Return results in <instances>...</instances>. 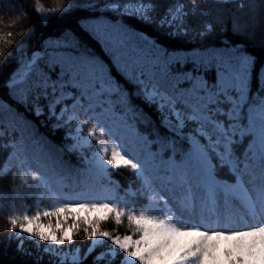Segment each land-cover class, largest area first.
Masks as SVG:
<instances>
[{
  "label": "trees",
  "instance_id": "trees-1",
  "mask_svg": "<svg viewBox=\"0 0 264 264\" xmlns=\"http://www.w3.org/2000/svg\"><path fill=\"white\" fill-rule=\"evenodd\" d=\"M124 1L39 0L37 4V0H5L0 3V166L18 149L16 143H11L16 131L7 126L14 121H30L35 130L25 127L23 131L28 137L38 139L42 145L60 147V157L68 165L67 169L56 165L60 171H78L85 165L83 158L92 154L95 141L92 148L75 147L77 122L66 120L69 104L78 98L76 114L88 118L81 136H87V128L99 123L115 136L124 138L120 126L133 122L137 133L150 139L148 146L132 156L144 164L145 175L160 189L161 183L154 182L155 164L169 153L181 159L189 144L162 126L156 98L145 94L147 89L160 88L159 71L165 75L190 72L192 76L202 77L207 82L205 98L216 93L213 98L220 101L210 107L220 109L229 105L226 106L228 95H234L232 102L238 97L236 84L243 80L247 104L239 113L246 125L249 106L255 105L264 93V0L240 3L237 0H141L152 6L147 19L121 11ZM112 4L118 7H109ZM177 4L189 6L187 14L195 16L185 27L192 35L172 32L162 23L166 9ZM17 6L22 10H17ZM38 6L43 11L38 12ZM217 8L222 9L220 19L210 12ZM235 17L243 18L245 24L233 27ZM205 26L209 28L206 34L197 33ZM193 50H202L205 60L196 63L190 57ZM178 52L183 55L175 54ZM242 57L248 59L247 66L242 65ZM14 79L21 82L13 85ZM104 81H111L112 88L105 87ZM56 99L60 102L54 103ZM88 103L92 104L91 108L87 107ZM190 105L189 101H172V107L183 118L191 114ZM62 109H67L63 117ZM87 111L100 112L103 120L84 117ZM195 127L193 121L183 119L184 132ZM235 140V153L243 160L250 136L237 134ZM124 142L132 146L125 138ZM23 155V151L19 152L18 158L24 159ZM212 163L217 165L218 175L235 179L227 166H219L216 159ZM11 165L8 173L0 176V264H59L58 258L43 250L46 247L43 242L28 238L21 242L16 238L9 216L13 212L19 215L25 208H30L28 214L32 215L37 201L40 208L49 207L54 195L65 194L67 188L64 183L53 185L51 175L40 167L30 168L29 161L22 170L17 159ZM31 172L48 178L51 191L40 181H32ZM108 172L117 181L113 198L118 204L124 200L139 208L147 203L151 193L141 191L143 181L131 169L110 168ZM21 175H26L27 184L22 183ZM162 205L161 201L159 206ZM104 230L124 235L131 234L134 228H129L125 218L118 229L110 219L104 223ZM73 237L74 248L80 247V264H94L93 254L86 255L89 239L83 243L79 233ZM110 244L106 241L100 250Z\"/></svg>",
  "mask_w": 264,
  "mask_h": 264
},
{
  "label": "snow or ice",
  "instance_id": "snow-or-ice-1",
  "mask_svg": "<svg viewBox=\"0 0 264 264\" xmlns=\"http://www.w3.org/2000/svg\"><path fill=\"white\" fill-rule=\"evenodd\" d=\"M109 7L116 8L118 5L112 4ZM151 7L150 4L141 3L134 11L147 19ZM183 7L177 4L174 9H170L171 20L165 18L162 23L180 21ZM36 10L43 11L42 6H38ZM241 63L247 66L248 59L242 57ZM18 82L21 81L14 79L13 85ZM104 86L111 89V81H104ZM244 88L241 80L239 96L235 98L230 113H222L220 108L210 107L220 103L218 98H213L217 94L212 93L205 99L197 96L196 103L190 105L191 114L183 118L196 125L190 137L191 150L188 157L195 162L196 174L201 178L197 187L203 190L199 200L201 210L198 219L196 196L187 174L177 176L174 172L173 175L161 177L159 179L162 187L157 189L153 179L145 175L144 164L131 156L127 146L110 129L97 123L87 128L86 137L81 136V131L88 124V118H82L74 111L68 116V120L77 122L75 147L92 148V141H95L89 163L102 175H107L108 166L131 169L143 181L141 191L147 190L151 193L147 196V203L137 208L124 200L118 204L112 197H89L86 193L71 196L56 193L49 207L41 209L40 201H37L33 215L28 214L30 208H25L19 215L13 212L9 216L12 230L15 232L19 229L17 237L21 242V234L26 233L28 238H36L49 245H63L65 242L72 244L73 231H79V222L82 221L86 225L83 229L85 237L91 241L88 253L97 246H103L106 241L111 242L106 251L95 257L97 262L108 258V264H112L119 253H123L120 264H264V93L255 105L249 106L247 125L237 128L231 120L238 118V113L247 104ZM59 102V99L54 101ZM50 111L55 115V109L51 105ZM66 111L67 109L61 110L62 117ZM39 114L40 109H37V115ZM224 115H228V122L221 120L220 117ZM177 116L180 114L177 113ZM238 132L252 137L243 160L236 155L233 147ZM106 136L110 139H104ZM13 158L18 160L21 170L27 162L13 154L9 157V162L0 166V176L8 173ZM213 159L219 162V166L228 167L235 178L233 183H220L216 180L217 165L212 163ZM245 176L249 177L247 182ZM20 179L23 184L28 183L26 175H21ZM30 179L34 182L40 181L47 191H51L48 178L31 172ZM257 179L258 186L255 183ZM249 184L252 185L251 189ZM177 186L182 189L179 196L175 195ZM164 191L170 194L168 199L163 195ZM221 198L225 206L229 202H238L253 222L249 223L242 214L240 221L243 227H232L235 220L229 214L224 217L227 222L222 223L221 215L217 212ZM161 201L163 205L159 206ZM42 217L49 218L47 225L41 223ZM51 217L57 218L55 227L51 223ZM69 217L73 223L70 228L65 229L62 227V220L66 223ZM125 218L129 228H134L131 234L114 235L115 229L100 230V224L110 219L118 229ZM57 232H60L59 236ZM43 250L58 256L59 264H66L69 260L71 264H80L82 259L79 247L72 253L51 246Z\"/></svg>",
  "mask_w": 264,
  "mask_h": 264
},
{
  "label": "rangeland",
  "instance_id": "rangeland-1",
  "mask_svg": "<svg viewBox=\"0 0 264 264\" xmlns=\"http://www.w3.org/2000/svg\"><path fill=\"white\" fill-rule=\"evenodd\" d=\"M5 0H0V3H3ZM241 0H237L236 2L240 3ZM149 4L146 2H142L141 0H125L122 4V6H120L121 11H124L126 13H131V14H135V15H140L138 13H136L134 11L135 7H137L139 4ZM239 5V4H238ZM1 7V5H0ZM189 6L184 7V9H182L183 11V16L181 18L180 21H175L172 22L171 24L169 23H164V25L168 26L169 29L172 30V32H181L182 34H188L191 33V31H186V24H188V22H191V18L195 17L192 14H187L186 9ZM17 10H20L22 7L21 6H17L16 7ZM175 8V7H174ZM173 8V9H174ZM22 10V9H21ZM152 11V9L147 13V16H150V12ZM222 9H218L217 10H211L210 12L212 13V16L214 18L220 19V15L222 14ZM198 12V11H196ZM199 13V12H198ZM140 17H143L140 15ZM219 17V18H218ZM163 18L165 20V18H167L168 20H171V14H170V9H166L165 13L163 14ZM243 18L240 17H235L233 18V27H239L241 25H244L245 22L244 20L242 21ZM247 21V19L245 20ZM242 22V24H241ZM2 23V21H1ZM207 25V24H206ZM242 28V27H241ZM246 28L247 25L244 28V31L246 32ZM209 31L208 26H205V29H200L199 32L200 34H206ZM196 33V32H195ZM193 33H191L190 35H192ZM192 57L193 59L197 62L199 60V57L203 58L204 56H199V54L197 55L196 53L192 52ZM161 71H159V75H160V79L161 82L157 83V85L160 88L154 89H147L145 90V94L146 96L150 97H157V101H158V106H159V111H160V117H161V124L162 126H164L165 128H167L169 131L173 132V133H177L180 136H182L183 138H185L186 140H188L191 143V139L190 137L192 136V130H190L189 132H184L183 131V119L181 117V114L175 110V109H169L170 108V104H169V100L168 98L170 97V93L172 91L173 88V84L172 81L173 79H168V77L163 76L162 74H160ZM161 84V85H160ZM80 105V100L77 98L74 101H72L69 106H68V111L66 114V120L68 119V116L71 115L74 111L76 112L77 106ZM87 107H90V104H87ZM177 113L180 114V116H177ZM83 115V113H82ZM88 115V112L84 113V117H86ZM97 114H95L96 116ZM181 121H182V126H181ZM31 125L30 122L28 121H24L22 123H19L18 121H14L11 124H8L7 126L9 127V129L11 130H15V137L11 140V143H16V146L18 147V149L13 153L15 154V157L18 156V153L23 151L25 158L26 159H30L31 157H33V160H35L37 157L41 156V154H45V153H50L49 155H52V153L56 152V151H60L59 148H53L50 145H46V146H41L40 144H38L37 140L33 141V139L28 138L27 134L25 132H23V128H25L26 126ZM235 125V123H234ZM77 125L75 126V130H76ZM121 134L128 136L129 141L135 144V148L141 146V144L144 142V137L143 136H137L135 134V130L134 128L129 125V124H123L121 126ZM2 133V129H0V134ZM86 137V136H85ZM252 139V137H251ZM95 148V146H94ZM127 149L129 151V153L131 154V150L129 149V147L127 146ZM13 154H11L10 156H13ZM50 158V157H49ZM92 158V154L90 156H85L83 158L84 163L86 164L84 168H82L80 170V172L78 173H72L71 179L72 181L76 182V183H86V186H89L88 188H85L83 191H77L73 194H69V196L71 195H75L77 193H91V197H101V198H106L108 197V195H112L113 190L112 188L103 181V178L106 177V175H102L98 172V170L89 163V161ZM16 158H13L12 160H14ZM11 160V161H12ZM32 160L31 162V167H35L36 165L39 164V162H34ZM9 161V160H8ZM185 163H187V165H185ZM164 164L163 161H161L160 166H162ZM46 166L44 165V168ZM168 167H169V175H173V173L175 172V175L180 176V175H184L187 174L188 180L190 181V183L193 185V190L196 189L195 191V196H197V201H199V199L201 198V196L203 195V190L200 187H197V184L200 183V177L196 174V165L194 161H191L188 158H186L183 162H176L172 157L169 159L168 161ZM110 168H113L112 166H108V171ZM54 171V170H53ZM257 175L259 173V168L256 169ZM216 178V177H215ZM216 180L220 183L223 182H227V181H222L218 178H216ZM245 180H249V177L245 176ZM229 183V182H228ZM256 185H259V180L257 179L255 181ZM230 184V183H229ZM171 187V185H170ZM248 187L251 189L252 185L249 184ZM107 193L108 195L104 194ZM182 192V189L177 186L176 190H175V195L179 196ZM97 195V196H96ZM106 201V200H105ZM237 202H229L228 206H225L223 199L221 200V205H220V215H221V219L224 222H227L224 220V217L227 215H232L233 212H237ZM200 212V211H199ZM199 212L197 213V219H198V215ZM34 214V213H33ZM32 214V215H33ZM51 223L53 225V227H55L56 224V217H51ZM62 219V218H61ZM49 222V218H45L42 217L41 219V223H44L45 225H47V223ZM73 223V220L71 217L68 218L67 222H63L62 220V227L65 229H68L71 227ZM80 223V229L78 232H76L75 230L73 231V235L75 233H79L80 237L83 238V243L88 239L85 237V233L83 231L84 227H86V225L83 224L82 221L79 222ZM104 223L102 222L100 224V230H104ZM12 230V229H11ZM89 231H91V229H89ZM12 233L14 234V236L16 238L17 237V233H19V229L17 228L15 230V232L12 230ZM60 235V232H57V236ZM21 236L24 239L28 238V235L25 234H21ZM19 239V238H18ZM28 239H33L36 241H39L36 238H28ZM39 242H43L45 244L46 247L51 246L54 249H60L63 250L64 252H69L72 253L75 251V249L79 246H76L74 248V246L72 244H68L67 242H65V244L63 245H49L47 242L44 241H39ZM91 241L89 239V245H90ZM102 246H97L91 253H88V249L86 251V255H92V262L94 264H108V258H106L105 260H101L99 262H97L95 260V257H97L101 252L106 251V249L100 250ZM80 249V247H79ZM52 254V253H51ZM80 256L81 255V251H80ZM53 255V254H52ZM55 256V255H53ZM123 256V253H119L116 257L115 260L112 261V264H120V260ZM56 258L60 259L58 256H55ZM70 261V260H69Z\"/></svg>",
  "mask_w": 264,
  "mask_h": 264
}]
</instances>
